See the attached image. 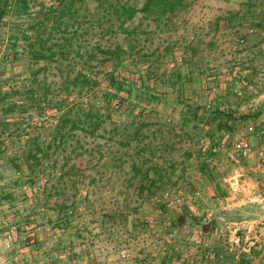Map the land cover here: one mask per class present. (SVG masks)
Listing matches in <instances>:
<instances>
[{
    "label": "rangeland",
    "instance_id": "rangeland-1",
    "mask_svg": "<svg viewBox=\"0 0 264 264\" xmlns=\"http://www.w3.org/2000/svg\"><path fill=\"white\" fill-rule=\"evenodd\" d=\"M118 1L136 9L144 3ZM27 2L26 13L12 8L0 23V101L9 94L0 103V264H186L178 254L199 256L202 234L211 239L220 226L263 215L258 203L234 200L223 182L238 170L264 198V182H254L255 157L240 160L217 144L246 136L255 148L264 145L245 131L264 108V73L255 87L258 68L264 71V0H182L171 20L136 14L124 31L88 1L67 60L54 48L52 59L38 62L24 51L21 31L30 37L38 10L56 8L57 0ZM74 28L69 23L68 36ZM10 36L18 39L14 47ZM116 46L121 61L100 64L102 52ZM77 49L94 52L93 59L82 62ZM89 68L96 85L79 92L72 82ZM110 74L125 84L121 91ZM11 105L18 110L2 111ZM188 109L198 110L197 118ZM66 112L84 124L60 146L53 139ZM87 112L96 117L85 122ZM218 114L233 117L231 130L218 131ZM32 141L43 151L28 168L21 160ZM168 188L199 192L195 211L151 204ZM212 246L224 258L204 264H234L213 237Z\"/></svg>",
    "mask_w": 264,
    "mask_h": 264
},
{
    "label": "trees",
    "instance_id": "trees-1",
    "mask_svg": "<svg viewBox=\"0 0 264 264\" xmlns=\"http://www.w3.org/2000/svg\"><path fill=\"white\" fill-rule=\"evenodd\" d=\"M88 1H94L97 3V7L103 12H111L120 30H123L124 25L131 21L136 14L142 15L144 18H147L148 16H155L156 18H160L162 21H169L171 18L176 16L178 11L182 9L183 3L182 0H144L142 7L140 9H136L135 7L126 6L123 4L121 5L118 0L115 3L111 2V0H57L56 8L49 10H44L42 8L38 10L36 22L31 24L28 28V31L32 32L30 37L27 36L25 31H21L23 39L28 42L29 45L28 49H25L24 51L32 57L34 62L52 59V57L56 55L54 52H52L54 48L59 50L58 54L62 60H67L70 52L67 51L66 48L71 46L72 41L79 40L81 33L83 32L84 28L82 27L83 22H81V20H85L87 15H81V13L88 11L86 8V3ZM12 8L14 10H12ZM10 9L15 13H20L19 10L21 9L22 12L20 14L23 15L22 13H26L28 10V2L27 0H0V23L4 17L8 15ZM69 23H71L72 28L75 27L70 36L67 35ZM55 34H59V37L56 41H52V37ZM10 39L13 40L11 47H14L18 39L13 36H10ZM46 53H50V55H46ZM102 54L104 58L100 64L105 65L107 63L121 61L124 52L120 46H116L114 48H107L102 52ZM75 55L82 62L87 64L88 61L93 59L94 52L87 50L81 52L80 49H77L75 51ZM92 70L93 68H89L85 74L79 72L74 78L72 85L74 87H79V92H81L82 89L90 88L96 85L93 77L90 75ZM107 78L109 79L111 85L117 87L118 91H121L122 86L125 85L123 82H119L114 74H110L107 76ZM24 92L28 94V100L31 101L32 105L34 104L40 107L41 102L39 99L35 100L36 98H33V96L36 94H34L32 89L24 88ZM8 96L9 94L3 95L1 97L2 101H0V103H3ZM17 108L19 107L11 105L9 108H6L2 111H5V113H12L17 111ZM188 110V113H192L193 117L197 118V115L199 114L198 110ZM24 111L25 110L22 109L20 110V113H23ZM70 113L71 112H66L61 116L59 124L60 128L56 131L53 143L59 138L61 146L65 141V137H67L69 133H73L74 131L81 129L80 124H84V121H81L80 118H72ZM219 116H224L225 119H221ZM94 117L96 116L89 112L84 114L85 122L92 121ZM242 118L245 119V117ZM218 119V131L228 127L227 123L233 121V117L231 115L226 116L218 114ZM196 120L200 121L199 119ZM92 126L95 127L96 124H91L90 127ZM227 129L228 131L231 130L230 127ZM32 142L33 148L28 151L27 157L24 159L22 158L21 160L28 168L31 167L29 164L30 159H36L37 154L42 153L43 151L40 144H36L34 141ZM204 167H207L206 164ZM201 222H203V220H201Z\"/></svg>",
    "mask_w": 264,
    "mask_h": 264
},
{
    "label": "built area",
    "instance_id": "built-area-1",
    "mask_svg": "<svg viewBox=\"0 0 264 264\" xmlns=\"http://www.w3.org/2000/svg\"><path fill=\"white\" fill-rule=\"evenodd\" d=\"M250 33H252V30H250ZM260 34L264 39V29L261 30ZM192 39L193 38L190 37L189 41ZM237 42L240 45L243 44L242 38H239ZM184 59L185 56H181L176 58L175 61L178 65H181L184 63ZM263 73V69L258 68V81H255V87H257V85H262L261 77L263 76ZM241 75L244 77L247 75V72H242ZM253 86L254 85L249 86L247 89L253 90ZM234 92L237 97H243V92L240 91L239 88ZM115 107L118 108V106ZM257 117L256 120L249 122V124L246 125V135L256 136L257 138L264 140V108ZM217 150L222 152H231L243 161H249L252 157H255V171L257 176H255L254 182H257L259 178L264 182V145L262 147L255 148L246 136L235 138L233 141L229 140L228 137H223L217 144ZM249 180L250 177L248 174L240 173L238 170H235L234 177L224 179L223 182L227 185V187H229L228 190L231 194H233L234 186V200L237 198L239 199L240 197V199L237 200L239 202L258 203L261 205V210L264 211V198L259 196L257 191L248 189ZM199 200V192H194L191 195L185 196L168 188L162 192L160 196H154L151 204H156L161 201L166 206H174L180 213H182L186 211H195ZM169 237L172 238L173 235L170 234ZM206 237V234H202L199 239V242L202 241V250L199 256L178 254V257L183 259L186 264H204L207 261H222L224 255L212 246L213 237L216 242L220 243L221 246L224 247V251L233 257L234 264H264V213L256 220L220 226L219 228L214 229L211 239ZM6 240V242L9 243L10 236H8ZM156 249L158 248L156 247ZM165 250H167V248L163 249V251ZM167 254L172 255V250H169Z\"/></svg>",
    "mask_w": 264,
    "mask_h": 264
},
{
    "label": "crops",
    "instance_id": "crops-1",
    "mask_svg": "<svg viewBox=\"0 0 264 264\" xmlns=\"http://www.w3.org/2000/svg\"><path fill=\"white\" fill-rule=\"evenodd\" d=\"M232 196L234 197V186H233V194H232ZM203 221L206 222V220H204V219H203Z\"/></svg>",
    "mask_w": 264,
    "mask_h": 264
}]
</instances>
